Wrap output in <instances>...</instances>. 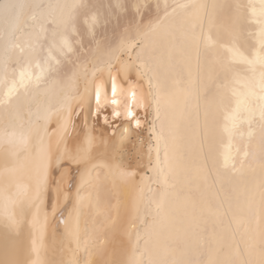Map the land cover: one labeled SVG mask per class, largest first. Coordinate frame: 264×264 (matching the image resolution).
<instances>
[{
	"label": "bare ground",
	"instance_id": "6f19581e",
	"mask_svg": "<svg viewBox=\"0 0 264 264\" xmlns=\"http://www.w3.org/2000/svg\"><path fill=\"white\" fill-rule=\"evenodd\" d=\"M0 264H264V0H0Z\"/></svg>",
	"mask_w": 264,
	"mask_h": 264
},
{
	"label": "snow or ice",
	"instance_id": "6c2138e0",
	"mask_svg": "<svg viewBox=\"0 0 264 264\" xmlns=\"http://www.w3.org/2000/svg\"><path fill=\"white\" fill-rule=\"evenodd\" d=\"M135 99H136V97H135V94L133 93V94L131 95V97H130V101H131V102H134ZM111 103H112L113 105H119V104L121 103L120 100L116 99V90H115V88L113 89V94H112ZM129 109H130V104H129ZM116 114L119 115L118 112H117ZM128 114H129V115L132 114L130 110H129Z\"/></svg>",
	"mask_w": 264,
	"mask_h": 264
},
{
	"label": "rangeland",
	"instance_id": "374dc122",
	"mask_svg": "<svg viewBox=\"0 0 264 264\" xmlns=\"http://www.w3.org/2000/svg\"><path fill=\"white\" fill-rule=\"evenodd\" d=\"M144 13L146 14V11H144ZM121 23H122V21L119 20V24H121ZM112 25H113L112 28L115 29L116 28L115 24L113 23Z\"/></svg>",
	"mask_w": 264,
	"mask_h": 264
}]
</instances>
